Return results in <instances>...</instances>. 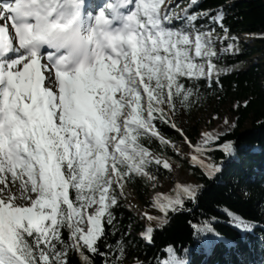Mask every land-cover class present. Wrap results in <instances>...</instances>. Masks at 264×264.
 I'll return each mask as SVG.
<instances>
[{"label": "snow or ice", "instance_id": "1", "mask_svg": "<svg viewBox=\"0 0 264 264\" xmlns=\"http://www.w3.org/2000/svg\"><path fill=\"white\" fill-rule=\"evenodd\" d=\"M21 2L0 0V264H72L74 256L79 264H95L96 256L103 264H124L126 234L114 244L108 237L119 231L114 210L127 199L126 185L140 179L155 188L161 168L174 171L167 152L185 155L162 126L183 138L192 149L190 164L209 178L222 171L209 153L235 151V142L217 131L203 132L193 143L176 116L178 105L187 108L200 99V80L222 87L221 75L237 66L220 61L240 51L238 38L223 8L195 10L199 0L184 6L173 0H108L95 16L89 13L87 24L107 25L114 33L111 47L87 64L66 67L57 52L29 47L17 18L32 15L50 29H66L71 21L52 17L72 0H31L41 7L30 13L20 10ZM201 188L177 183L174 194L155 193L150 207L160 215L140 213L147 221L140 237L151 244L170 214L191 211L187 205L198 202ZM222 211L242 232L257 226ZM217 222L215 216L189 221L197 240L193 251L235 246L215 228ZM164 251L166 258L157 257L156 264H189V249L185 256L172 245Z\"/></svg>", "mask_w": 264, "mask_h": 264}, {"label": "trees", "instance_id": "2", "mask_svg": "<svg viewBox=\"0 0 264 264\" xmlns=\"http://www.w3.org/2000/svg\"><path fill=\"white\" fill-rule=\"evenodd\" d=\"M186 2L187 0H178L177 4L184 6ZM218 8L225 11L226 24L231 35L238 38L240 48L235 55L229 53L223 56L220 63L237 67L221 75L222 87L215 83L209 86L204 80H200L196 87L199 89L200 99L215 102V113L231 104L229 115L237 118L236 126L223 133L222 140L234 141L235 151L230 155L219 149L209 153L213 162L222 164V171L212 178L185 158L175 156L171 150L167 152V156L188 165L194 176V181L189 184L202 185L198 202L188 203L187 207L191 211L170 214L169 223L162 229L155 230L154 241L149 244L140 237L147 221H141L131 208L126 207V201H121V206L114 210L119 231L115 235L110 234L108 242L114 244L121 233L126 234L124 239L129 242V259L135 256L145 264H156V258H166L164 249L172 245L181 256H185L184 249H189L186 256L189 264H203V259H206V264H264V59L261 58L264 56V0H199L195 10ZM173 23L179 27L182 21ZM242 35H246L248 39H243ZM183 82L188 83L187 80ZM248 123L249 127L246 126ZM162 131L173 141L183 140L170 127L162 126ZM214 131L221 132L220 129ZM200 136L199 129H196L192 137L197 141ZM161 173L168 171L161 168L157 175ZM135 183L140 200H145L147 184L140 179ZM175 186L176 184L165 195L174 194ZM150 203L151 200L146 201L145 211L160 215L150 207ZM225 208L257 226L252 232H242L231 226L222 211ZM210 216L217 217L215 228L224 238L233 241L234 247L227 248L223 244H217L207 253L193 251L197 247V240L193 238L189 221L199 223ZM129 224L131 229L128 228ZM105 227L108 230V226ZM101 250H104L103 245ZM72 264H79L77 257L72 258ZM95 264H103V259L96 256Z\"/></svg>", "mask_w": 264, "mask_h": 264}, {"label": "clouds", "instance_id": "3", "mask_svg": "<svg viewBox=\"0 0 264 264\" xmlns=\"http://www.w3.org/2000/svg\"><path fill=\"white\" fill-rule=\"evenodd\" d=\"M12 6L16 7L15 2ZM84 6L85 0H72V3H64L62 7L55 9L53 19L65 24L71 21L66 29H50L45 20L37 21L32 15L17 18V25L31 41L29 47L49 48L57 52L58 58L66 67L87 64L95 55L109 50L114 33L107 25L93 23L90 29L88 24L82 23L85 19ZM40 7L31 0H22L20 4V10L24 13L33 12ZM46 12L47 6H44L43 14ZM28 25H31V32L28 30ZM41 34L45 37L43 40L34 39Z\"/></svg>", "mask_w": 264, "mask_h": 264}, {"label": "rangeland", "instance_id": "4", "mask_svg": "<svg viewBox=\"0 0 264 264\" xmlns=\"http://www.w3.org/2000/svg\"><path fill=\"white\" fill-rule=\"evenodd\" d=\"M177 1L178 0H173V4H177ZM242 37L243 39H248L246 35H242ZM261 58L264 59V56ZM193 99L194 102L190 107L185 108L178 105L179 112L176 116L177 124L184 129L186 135L193 141V143L196 142L192 137L196 129H199L200 133L212 132L216 129H220L222 133H226L235 128L237 118L229 115V109L231 107L230 103L223 106L219 113H215L214 101H209L207 99ZM225 120L228 121L227 125L224 123ZM229 125L232 127L230 128ZM246 126L249 127L250 123H248ZM174 142L181 152L185 154L183 158L189 162L192 149L186 143H184L183 140ZM172 160L175 161L173 164L174 171L171 173H161L158 175V179L155 181V188H152L150 184H147L145 200H140L135 182L126 185L125 192L127 194V199L125 201L127 204L138 206V208L131 209L135 212L136 217L139 219L140 213L145 211L146 201L151 200L155 193L159 192L165 194L170 192L177 183L189 184L194 181V176L186 163L176 158H172ZM206 263V259H203V264ZM124 264H133V259H129L127 257L124 260Z\"/></svg>", "mask_w": 264, "mask_h": 264}]
</instances>
